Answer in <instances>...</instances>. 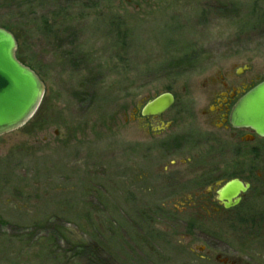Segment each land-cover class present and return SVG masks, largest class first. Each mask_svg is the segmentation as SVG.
Listing matches in <instances>:
<instances>
[{
	"label": "rangeland",
	"instance_id": "374dc122",
	"mask_svg": "<svg viewBox=\"0 0 264 264\" xmlns=\"http://www.w3.org/2000/svg\"><path fill=\"white\" fill-rule=\"evenodd\" d=\"M0 28L44 84L36 117L0 137V264H264V141L255 161L227 143L206 156L186 129L211 74L264 81V0H0ZM164 93L183 110L175 152L126 121ZM213 161L218 183L251 188L222 221L189 217Z\"/></svg>",
	"mask_w": 264,
	"mask_h": 264
},
{
	"label": "flooded vegetation",
	"instance_id": "af4514ba",
	"mask_svg": "<svg viewBox=\"0 0 264 264\" xmlns=\"http://www.w3.org/2000/svg\"><path fill=\"white\" fill-rule=\"evenodd\" d=\"M250 69L251 67L246 65L241 70L233 69L227 73H221L218 71L213 76L211 74L207 77V84L202 89L203 94L201 93L203 96V107L200 111L202 121L195 125L196 123L191 120L186 126V129H194L196 130L195 132H198L197 130L201 131L200 127H203L204 136L206 138L202 139V147L204 150H207V152H205L206 156H211L213 153L219 154L220 147L226 146L224 144L227 143L229 146L233 147L238 156L240 154L238 150H240L245 152L255 161L258 149H256V143L264 141V137L257 135L253 129L234 127L230 123L231 113L237 103L248 92L263 82V80L258 81L255 78H250L245 75ZM164 94L170 95L173 99L172 105L166 110L154 116L143 115V109L145 106L155 98L163 95L161 94L147 100L140 108H133V116L126 121L134 124L137 133L139 132L143 135L147 144L151 146L158 144L157 149L161 150H168V147H170L169 151L175 152L179 148V143L176 142V139H170L168 141L166 138L168 133L170 135L171 129L176 126L178 115L183 114V110L181 109L178 112H174L173 107L176 104L175 95H172L171 93ZM189 95L188 98L190 102L193 94L190 93ZM141 147H143L142 144L139 145V148ZM150 150L152 149L148 148L147 151L150 153ZM238 156H236L237 159L234 165L235 170L239 168ZM203 167L205 169L200 175L199 185H197L196 189L189 190V195H187L186 198H183L184 201L187 199L190 201L188 209H186L188 211V216L199 219H220L222 221L241 203L243 196L250 190L251 184L240 179V174L233 175L223 184L218 183L219 164H216L213 161L205 164ZM257 177L264 183V173H258ZM232 180H238L244 187L248 185V188L245 192L239 194V202L237 205L231 208H225L223 203L218 201L217 192L224 184ZM184 190L185 189L177 187L174 192L181 193ZM165 193L166 190H163L162 195L164 196ZM186 210H184L185 213H187ZM181 213H183V211Z\"/></svg>",
	"mask_w": 264,
	"mask_h": 264
},
{
	"label": "water",
	"instance_id": "95a60500",
	"mask_svg": "<svg viewBox=\"0 0 264 264\" xmlns=\"http://www.w3.org/2000/svg\"><path fill=\"white\" fill-rule=\"evenodd\" d=\"M17 41L7 30L0 28V137L24 126L37 112L44 97V84L37 74L16 58ZM173 103L168 94L149 102L143 115L154 116ZM230 123L234 127L253 129L264 137V81L248 92L234 107ZM245 187L238 180L224 184L217 192L225 208L238 204Z\"/></svg>",
	"mask_w": 264,
	"mask_h": 264
},
{
	"label": "trees",
	"instance_id": "16d2710c",
	"mask_svg": "<svg viewBox=\"0 0 264 264\" xmlns=\"http://www.w3.org/2000/svg\"><path fill=\"white\" fill-rule=\"evenodd\" d=\"M13 36H14V38L16 39V41H17V45H18V46H17V51H16V58H17V60H18L19 62H21L22 64L25 65V63L22 61L21 54L19 53V51H20V45L18 44V37H17L16 33H14ZM40 108H41V106H40ZM40 108L38 109V111L36 112V114L34 115V117H36V115H37L38 112L40 111ZM34 117H33V118H34Z\"/></svg>",
	"mask_w": 264,
	"mask_h": 264
}]
</instances>
